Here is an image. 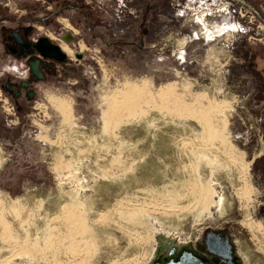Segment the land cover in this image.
Here are the masks:
<instances>
[{
    "label": "rangeland",
    "instance_id": "374dc122",
    "mask_svg": "<svg viewBox=\"0 0 264 264\" xmlns=\"http://www.w3.org/2000/svg\"><path fill=\"white\" fill-rule=\"evenodd\" d=\"M0 264H264V0H0Z\"/></svg>",
    "mask_w": 264,
    "mask_h": 264
},
{
    "label": "water",
    "instance_id": "95a60500",
    "mask_svg": "<svg viewBox=\"0 0 264 264\" xmlns=\"http://www.w3.org/2000/svg\"><path fill=\"white\" fill-rule=\"evenodd\" d=\"M36 45L38 51L47 58L62 60L64 57L63 53L59 50V48L49 43L47 39H40Z\"/></svg>",
    "mask_w": 264,
    "mask_h": 264
},
{
    "label": "built area",
    "instance_id": "2783aa9c",
    "mask_svg": "<svg viewBox=\"0 0 264 264\" xmlns=\"http://www.w3.org/2000/svg\"><path fill=\"white\" fill-rule=\"evenodd\" d=\"M233 9H234V8H233ZM233 11H235L236 16H237V15H238V16L235 18V17H234V13H232V14H231L232 18H231V19L234 20V18H235L236 20H238V17H239L240 19H242V20H244V21L246 20V18H245V13H241L240 10L237 11V10H235V9H234ZM236 11H237V12H236ZM247 20H248V19H247ZM247 20H246V21H247ZM247 22H248V21H247Z\"/></svg>",
    "mask_w": 264,
    "mask_h": 264
},
{
    "label": "bare ground",
    "instance_id": "6f19581e",
    "mask_svg": "<svg viewBox=\"0 0 264 264\" xmlns=\"http://www.w3.org/2000/svg\"><path fill=\"white\" fill-rule=\"evenodd\" d=\"M236 26H238L237 24H234ZM239 28V27H238ZM75 178L73 176H69L68 178H63V179H60L59 182H64V181H70V180H74Z\"/></svg>",
    "mask_w": 264,
    "mask_h": 264
},
{
    "label": "flooded vegetation",
    "instance_id": "af4514ba",
    "mask_svg": "<svg viewBox=\"0 0 264 264\" xmlns=\"http://www.w3.org/2000/svg\"><path fill=\"white\" fill-rule=\"evenodd\" d=\"M213 247L218 250L220 246L218 245V243L214 242Z\"/></svg>",
    "mask_w": 264,
    "mask_h": 264
}]
</instances>
